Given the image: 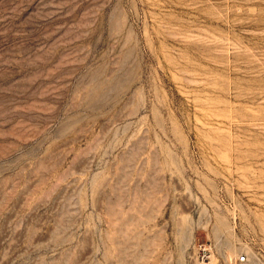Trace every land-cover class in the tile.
Segmentation results:
<instances>
[{
	"label": "rangeland",
	"instance_id": "rangeland-1",
	"mask_svg": "<svg viewBox=\"0 0 264 264\" xmlns=\"http://www.w3.org/2000/svg\"><path fill=\"white\" fill-rule=\"evenodd\" d=\"M264 264V0H0V264Z\"/></svg>",
	"mask_w": 264,
	"mask_h": 264
},
{
	"label": "built area",
	"instance_id": "built-area-1",
	"mask_svg": "<svg viewBox=\"0 0 264 264\" xmlns=\"http://www.w3.org/2000/svg\"><path fill=\"white\" fill-rule=\"evenodd\" d=\"M246 256L245 255H239L236 257L235 261L237 264H242L246 262Z\"/></svg>",
	"mask_w": 264,
	"mask_h": 264
}]
</instances>
